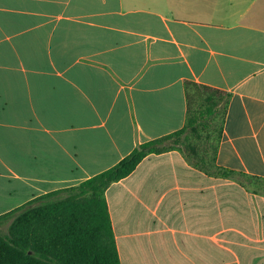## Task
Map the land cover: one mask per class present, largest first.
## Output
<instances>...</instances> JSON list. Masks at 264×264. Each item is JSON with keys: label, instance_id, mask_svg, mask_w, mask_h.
Listing matches in <instances>:
<instances>
[{"label": "crops", "instance_id": "0c3cea01", "mask_svg": "<svg viewBox=\"0 0 264 264\" xmlns=\"http://www.w3.org/2000/svg\"><path fill=\"white\" fill-rule=\"evenodd\" d=\"M230 93L216 166L146 157L106 191L121 264H264V0H0V216Z\"/></svg>", "mask_w": 264, "mask_h": 264}, {"label": "trees", "instance_id": "16d2710c", "mask_svg": "<svg viewBox=\"0 0 264 264\" xmlns=\"http://www.w3.org/2000/svg\"><path fill=\"white\" fill-rule=\"evenodd\" d=\"M184 127L145 142L110 169L78 186L54 191L0 216V264H121L105 193L152 154L179 150L205 171L216 166L231 94L195 82L185 85Z\"/></svg>", "mask_w": 264, "mask_h": 264}, {"label": "rangeland", "instance_id": "374dc122", "mask_svg": "<svg viewBox=\"0 0 264 264\" xmlns=\"http://www.w3.org/2000/svg\"><path fill=\"white\" fill-rule=\"evenodd\" d=\"M7 229H8V223H2L0 224V230L4 233L7 232Z\"/></svg>", "mask_w": 264, "mask_h": 264}]
</instances>
